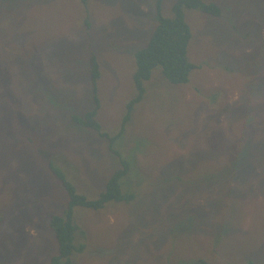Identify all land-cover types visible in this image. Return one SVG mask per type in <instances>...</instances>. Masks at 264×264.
Masks as SVG:
<instances>
[{
  "label": "rangeland",
  "instance_id": "1",
  "mask_svg": "<svg viewBox=\"0 0 264 264\" xmlns=\"http://www.w3.org/2000/svg\"><path fill=\"white\" fill-rule=\"evenodd\" d=\"M156 1L0 0V264L57 253L48 222L68 195L49 163L95 199L120 158L133 198L73 207V264H264V0L185 9L189 81L154 68L121 130ZM91 55L99 132L71 119L94 105Z\"/></svg>",
  "mask_w": 264,
  "mask_h": 264
},
{
  "label": "trees",
  "instance_id": "2",
  "mask_svg": "<svg viewBox=\"0 0 264 264\" xmlns=\"http://www.w3.org/2000/svg\"><path fill=\"white\" fill-rule=\"evenodd\" d=\"M87 1L88 0H82V3L87 5ZM185 9H196L215 16L221 14V8L210 1L176 0L172 5V15L164 16L161 12L160 0L156 1V26L147 43L143 47H136L137 49L135 48L132 50L136 65L133 73V83L136 93L134 97L127 102L126 114L123 116L121 130L130 119L135 104L141 101L145 93L144 82L149 80L154 68L159 66L163 76L170 83L183 84L189 81L190 73L196 66L188 57V45L192 37V32L185 19ZM86 23H88V21ZM89 76L94 94V105L91 109L81 114H72L71 119L81 127L99 132L100 124L95 119V116L99 106L98 97L96 95V82L100 76V69L94 55H91L89 59ZM232 154L230 153L229 156H232ZM117 155L120 156V154ZM235 162L236 167L240 168L241 164L245 166L250 161ZM47 167L68 195V202L63 212L61 214H52L49 218L48 224L52 230L51 233L56 240L57 246V253L51 257L50 263L73 264V253L81 252L84 248L83 244L77 241L75 243L78 230L72 218L73 207L83 206L98 210L109 201L131 200L133 194L122 190V181L129 171V164L125 159L120 158V166L112 173L106 182L105 189L95 199H88L85 195L78 193L75 186L65 178L63 172L57 166L49 163ZM228 169H231V167ZM194 264L212 263L208 262L205 258H198ZM245 264L255 263L250 260Z\"/></svg>",
  "mask_w": 264,
  "mask_h": 264
},
{
  "label": "crops",
  "instance_id": "3",
  "mask_svg": "<svg viewBox=\"0 0 264 264\" xmlns=\"http://www.w3.org/2000/svg\"><path fill=\"white\" fill-rule=\"evenodd\" d=\"M249 164H250V162H248L246 165H249ZM241 166H244V165L241 164Z\"/></svg>",
  "mask_w": 264,
  "mask_h": 264
}]
</instances>
